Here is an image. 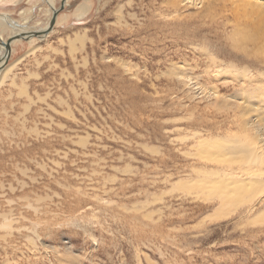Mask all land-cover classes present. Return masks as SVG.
I'll list each match as a JSON object with an SVG mask.
<instances>
[{"label": "rangeland", "instance_id": "obj_1", "mask_svg": "<svg viewBox=\"0 0 264 264\" xmlns=\"http://www.w3.org/2000/svg\"><path fill=\"white\" fill-rule=\"evenodd\" d=\"M243 4L68 0L50 33L0 47V264H264V198L210 221L226 179L198 148L242 134L244 86L218 70L242 58ZM48 5L0 0V19L39 31Z\"/></svg>", "mask_w": 264, "mask_h": 264}, {"label": "bare ground", "instance_id": "obj_2", "mask_svg": "<svg viewBox=\"0 0 264 264\" xmlns=\"http://www.w3.org/2000/svg\"><path fill=\"white\" fill-rule=\"evenodd\" d=\"M53 1L46 0L49 3L48 6H50L52 13L54 10L58 11L61 7L64 8L68 2V0H61L62 5L57 8ZM184 1L186 0H179V2ZM243 2L245 6L242 9L238 8V11L244 10V16L249 22L239 26L238 33L233 39L234 49L242 54V58L239 59L236 54L231 55L229 56L230 61H238L239 65L231 63L221 66L218 70L219 74H223L230 80L240 83L242 87H245L240 89V92L238 91V97L243 103L239 110L242 118L238 121L237 126L242 131V134L239 136L238 141L235 134H227L226 136L219 135L216 138L201 140L198 145L200 152H203L208 144L217 146L220 149L218 150L220 153H213L217 158L213 168L202 167L205 169L202 171L208 172V169H211L209 173H214L222 179H226L224 188L216 186L211 180L206 181L204 186L209 191H214L212 190L214 187L219 188V190H216L218 193L216 199L219 202V208L217 207V211L208 218L210 221L221 218L225 219L226 216L230 215L231 212L233 214L243 204L254 207L256 205L255 199L261 201L264 198V127L262 128L258 121L253 120L254 118L251 115L249 116L250 111L255 107L252 100L264 97V0L257 3L253 0H243ZM248 7L249 11L247 12ZM27 21L25 19L21 24L17 22L10 23V27H12V30H10L7 28V22H3L0 19V47L4 51L1 58L2 63H5V60L10 57L12 53L11 47L14 41L30 39V37H34L32 35L33 33H39L41 35V31L46 35L53 29L48 30L49 25L47 28L38 29L39 31L28 29L24 27ZM56 23L57 19L54 25ZM9 39H12V41L9 44L10 49H7L5 45H8ZM220 62L223 61L220 59ZM10 67L12 66L2 69L3 72H1L4 76ZM252 68H256L259 73L254 74ZM3 75L1 79L4 78ZM257 75H259V78L256 77ZM259 79H262V81ZM261 125L264 126V124ZM250 134L253 135V141H251L250 146L239 144L248 141ZM225 142L230 143V145L223 146L222 144ZM205 154H207L206 151ZM226 155L230 156L231 159L227 160ZM227 184L229 185L227 186ZM189 185V182L179 181L173 185V188L186 191L189 189ZM243 190H255V194L247 197L243 195Z\"/></svg>", "mask_w": 264, "mask_h": 264}, {"label": "water", "instance_id": "obj_3", "mask_svg": "<svg viewBox=\"0 0 264 264\" xmlns=\"http://www.w3.org/2000/svg\"><path fill=\"white\" fill-rule=\"evenodd\" d=\"M61 10H63V8L61 7L58 11L57 10H54V12H53V17H52V20H51V22L49 23V27H48V30H50V29H52L53 28V26H54V24H55V22H56V19H57V16H58V14H59V12L61 11ZM47 32V31H46ZM39 33H33L32 35L34 36V37H38V36H40V34L38 35ZM12 41V39H9L8 40V45H5V43H4V45L7 47V49H10V42Z\"/></svg>", "mask_w": 264, "mask_h": 264}, {"label": "flooded vegetation", "instance_id": "obj_4", "mask_svg": "<svg viewBox=\"0 0 264 264\" xmlns=\"http://www.w3.org/2000/svg\"><path fill=\"white\" fill-rule=\"evenodd\" d=\"M53 1V0H52Z\"/></svg>", "mask_w": 264, "mask_h": 264}]
</instances>
